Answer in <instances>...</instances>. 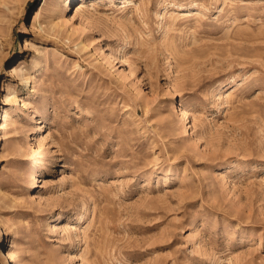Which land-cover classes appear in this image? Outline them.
<instances>
[{
    "label": "rangeland",
    "instance_id": "1",
    "mask_svg": "<svg viewBox=\"0 0 264 264\" xmlns=\"http://www.w3.org/2000/svg\"><path fill=\"white\" fill-rule=\"evenodd\" d=\"M0 264H264V0H0Z\"/></svg>",
    "mask_w": 264,
    "mask_h": 264
},
{
    "label": "bare ground",
    "instance_id": "2",
    "mask_svg": "<svg viewBox=\"0 0 264 264\" xmlns=\"http://www.w3.org/2000/svg\"><path fill=\"white\" fill-rule=\"evenodd\" d=\"M81 7H82V6H80L79 9H81ZM18 74H19L18 69H17L16 67H14V68L12 69V74H11V76H12V77H15V76L18 75Z\"/></svg>",
    "mask_w": 264,
    "mask_h": 264
}]
</instances>
